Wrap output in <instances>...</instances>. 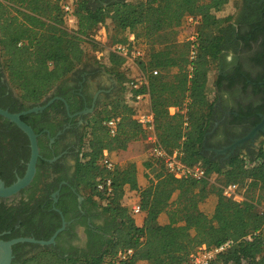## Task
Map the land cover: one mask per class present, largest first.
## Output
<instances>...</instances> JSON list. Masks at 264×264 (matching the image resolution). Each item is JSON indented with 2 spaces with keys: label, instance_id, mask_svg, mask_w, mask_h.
Returning <instances> with one entry per match:
<instances>
[{
  "label": "trees",
  "instance_id": "obj_1",
  "mask_svg": "<svg viewBox=\"0 0 264 264\" xmlns=\"http://www.w3.org/2000/svg\"><path fill=\"white\" fill-rule=\"evenodd\" d=\"M101 2L107 5L97 2L92 6L89 0H0V76H5L12 91L8 96L10 103L6 102L5 93H0V109L16 114L42 102L57 83L64 81L84 62L83 43L100 20L106 18L114 30L125 34L114 45L129 44L142 49L140 41L150 44L147 64L137 60V65L146 75L158 142L168 153L177 151L184 164L201 165L206 178L176 180L165 174L153 182L144 173L145 184L139 185L136 164L146 159V146L142 142L144 132L132 119L133 111L123 95L125 77L117 72L116 80L122 94L102 105L90 118L77 165L75 194L69 192L68 195L77 212L76 193L81 194L82 190L87 193L81 204L84 216L79 222L85 227V247L63 248L61 252L44 249L30 257H22L17 253L27 244H17L13 247L12 264H119L117 253L126 249H132L133 255L122 264H187L190 255L201 246L210 249L228 241L232 243L230 247L219 253L211 264H264V140L256 152L235 154L223 162L212 160L203 151L206 135L215 123L220 94L233 86L231 76L218 72L227 35L234 31L231 24L234 16L220 19L215 14L229 0ZM241 2L247 15L244 19L246 35L261 40L262 53L257 54L255 62L264 64V0H238L235 16ZM67 4L74 17L72 25L67 23L62 10ZM187 16L199 20L195 29L196 53L192 60L189 59L190 41L181 46L172 42L162 48L163 41L158 37L163 31L178 29ZM130 35L134 37L132 42ZM110 62L117 68L124 64V60L115 55H111ZM173 68L176 72L170 76L161 74ZM212 70L216 76L210 99L207 82ZM153 71H157V75H153ZM238 77L243 88L249 86L246 80L263 82L255 88H264V71L256 79L244 72ZM170 108H175L176 112L170 114ZM237 113L238 116H230L232 121L227 118L219 127L233 122L247 123L244 111L240 109ZM255 113L256 110L253 113L256 120L250 126L260 121ZM30 116H22L21 121L33 126L27 120ZM115 117L120 120L116 135L111 137L103 122ZM0 120L8 125L6 130L10 138L15 125L2 117ZM3 125L0 127L5 130ZM0 136L4 140L7 138L3 132ZM133 142L140 144L135 160H129L124 167L115 162L112 171L101 166L103 151L113 158L117 151H126ZM104 179L111 181L108 196L97 189ZM228 184L237 186L238 198L223 197L222 188ZM126 193H134L139 198L143 212L141 225L122 205ZM211 195L217 201L213 213L208 216L201 207ZM28 208V203L23 201L13 207L0 203V232L9 231L3 240L31 238L32 233L34 238H39L40 233L32 228L31 216H23ZM161 214L166 216V224L159 223ZM63 216L68 222L65 209ZM17 220L20 223L15 229ZM59 226V223L46 226L44 239ZM72 230L73 225L67 226L59 235L63 234V239L74 238ZM249 236L253 237L251 242L247 240Z\"/></svg>",
  "mask_w": 264,
  "mask_h": 264
},
{
  "label": "flooded vegetation",
  "instance_id": "obj_2",
  "mask_svg": "<svg viewBox=\"0 0 264 264\" xmlns=\"http://www.w3.org/2000/svg\"><path fill=\"white\" fill-rule=\"evenodd\" d=\"M97 2L102 6L107 5L101 0H89V4L96 5ZM243 8L241 2L231 23L234 31L227 35L218 72L231 76L233 86L230 91L220 94L215 123L204 141L203 151L206 156L218 162L228 160L235 154L250 155L257 151L259 144L264 140V130L257 131L252 135V131L260 124L264 116V88H255V85L262 86L263 82L254 83L246 80L249 86L243 88V83L238 77L240 72H244L252 79H256L264 71V64L255 62L257 54L262 53L261 40H254L252 36L246 35L247 26L244 19L247 15L244 13L246 9L243 10ZM246 38L251 39L247 41ZM0 74H2L1 67ZM11 92L5 76H0V93H5L7 103L11 101V98L8 97ZM120 92H122L121 86L115 78L105 74L101 68L84 66L73 71L64 81L57 83L42 102L19 112L24 113L39 108L36 112L22 115H31L27 120L33 125L29 127L37 136L39 156L31 182L11 197H0V203L9 207L17 206L22 201L28 203L29 208L23 216H31L32 228L34 232L38 231L40 234L38 239L34 238L33 233L30 236L37 241H48L62 227L63 220L65 221L63 209H65L69 217V221H65V229L67 226L73 225L72 234L75 237L63 239V234L59 235L63 232L61 231L59 236L55 237L54 243L47 246L19 243L27 245L22 247L17 256L30 257L44 249L61 252L63 248L85 247L87 241L85 227L79 224L84 216L81 204L85 201V197L80 192L76 193L77 212H75L73 202L68 195L69 192L75 194L77 165L81 157L82 140L90 118L100 106L119 97ZM1 99L2 96H0ZM250 106L251 108L248 110L247 107ZM240 109L246 114L243 118L247 123L233 122L219 127L227 118L232 121L230 117L232 114L238 116L237 112ZM255 110L260 121L254 126H250L256 120L253 114ZM1 124H4L3 120H0V126ZM7 127L8 125H3L5 130ZM5 130L0 127V132L7 136L5 140L0 136V181L4 187H9L25 175L31 151L27 136L16 126L15 129H12L10 138H8V131ZM250 135L252 137L247 138ZM244 138L247 139L243 141ZM8 143L11 146H8ZM4 146L7 147L6 150ZM225 148H231V151L228 150L225 154L214 152V150L222 151ZM79 197L82 198L81 201ZM101 221L102 218L96 222ZM19 223L20 220H17L14 225L15 229H18ZM51 223L53 225L59 223L60 226L49 238L44 239L45 228ZM87 223H89V219H87ZM79 229L82 230L84 239L81 238ZM8 234L9 231L0 232V239ZM13 247L12 261L15 258Z\"/></svg>",
  "mask_w": 264,
  "mask_h": 264
},
{
  "label": "built area",
  "instance_id": "obj_3",
  "mask_svg": "<svg viewBox=\"0 0 264 264\" xmlns=\"http://www.w3.org/2000/svg\"><path fill=\"white\" fill-rule=\"evenodd\" d=\"M62 10L65 19L68 24L74 23V17L71 15L72 9L70 5L62 6ZM187 26H190L193 30L199 23L198 18L193 16H187L185 18ZM134 40L133 35L129 36V41ZM196 33H192L188 39L191 44L189 59L192 60L196 53ZM111 51L118 57L124 60V64L119 68L118 73L123 74L125 77V91L124 99L126 104L132 109V119L140 125L144 135L142 142L146 146V162L149 163V171L146 173L153 182H156L163 175L172 176L176 180L190 179L201 180L206 178V171L201 165L188 166L184 164L180 159V154L177 151L172 153L166 152L159 144L155 134L153 114L150 105V95L147 91V81L144 75L141 73L137 77L129 76L126 70L129 66H133L136 60H142L145 56L142 49L130 47L129 44H115L112 46ZM153 75H157V71H153ZM145 88V90H143ZM170 114L176 112L175 108L169 109ZM119 118H111L103 122V126L106 128L109 136L114 137L117 133V125ZM100 164L107 171H112L116 165L112 158H109L107 151H103ZM215 175L211 177L213 181ZM97 189L104 192L105 196L111 193V181L104 179L98 184ZM237 186L235 184H228L222 188V195L225 199L238 198ZM122 205L128 210L129 214L133 218H139L142 216L141 205L139 198L134 193H126L122 199ZM252 236H249L247 240L251 242ZM264 242V241H263ZM231 242H225L224 244L215 247L207 248L201 246L196 252L190 255L187 264H211L215 257L224 252L230 247ZM133 255L132 249H126L117 253V261L122 264Z\"/></svg>",
  "mask_w": 264,
  "mask_h": 264
},
{
  "label": "rangeland",
  "instance_id": "obj_4",
  "mask_svg": "<svg viewBox=\"0 0 264 264\" xmlns=\"http://www.w3.org/2000/svg\"><path fill=\"white\" fill-rule=\"evenodd\" d=\"M126 1L132 2L134 0H126ZM237 3L238 0H229V3L221 11L215 13L216 16L220 19H225L227 17L232 18L234 16L232 18L233 20L235 18V13L237 10ZM61 4H63V1H61ZM90 5L93 6V4ZM195 29L196 27L193 28L192 30L190 26L186 25L185 20H183L182 25L178 29L176 28L174 30L161 32L160 36L158 37L159 40L163 41L162 48H166V46H170L172 42L177 46H181L183 43H186L188 41L192 33L195 34ZM124 35H125L124 33H119L118 31L114 30L113 26L111 25L108 19L106 18L101 19L96 29L91 33V35L88 38L85 39V43H83V48L85 50L84 62L78 68H83L84 66H91L95 68L98 67L101 68V70L105 74L111 76V78L117 79L116 73L120 69L114 66V64L110 62L111 55H115L111 51V48L115 42L122 40ZM140 42H141L142 50L145 54L142 61H144V63L147 64L151 52V46L147 42L146 43H144L143 41ZM137 64L138 63L136 60L133 66H129L127 68L126 73L129 76L137 77L138 74L141 73ZM174 72H176L175 68L162 71L161 74L170 76ZM215 76H216L215 70H212L208 74L207 94L210 99L213 98V81L215 79ZM121 94L122 92H120V96ZM101 107L102 106H100L99 109L96 111H99ZM139 152H140V144L138 142H133L128 145L126 151H117L112 159L118 163L117 164L118 166L124 167L127 163L130 162L129 160L131 161L135 160ZM140 173L141 172H138L139 175ZM81 194L82 196H85L87 193L86 191L82 190ZM211 197L216 198L214 195H211ZM79 234L81 238L84 239V234L80 229H79Z\"/></svg>",
  "mask_w": 264,
  "mask_h": 264
},
{
  "label": "water",
  "instance_id": "obj_5",
  "mask_svg": "<svg viewBox=\"0 0 264 264\" xmlns=\"http://www.w3.org/2000/svg\"><path fill=\"white\" fill-rule=\"evenodd\" d=\"M39 108H34L24 113H16L11 114L5 110L0 109V116L4 119L8 120L10 123L14 124L20 131H22L28 138L29 145H30V159L28 162L27 170L23 178L18 179L16 183L12 184L9 187H4L3 183L0 181V197H11L18 193L21 189L25 188L32 180L35 172V165L38 154V146H37V136L24 122L21 121L20 117L29 112H36ZM264 130V116L259 125H257L254 130L252 131V135L255 134L257 131ZM252 135L248 136L252 137ZM247 138H244L245 141ZM228 150L231 151V148H225L222 151H215L216 154H225ZM81 197L79 200L81 201ZM65 221L63 220L62 227L59 228L53 236L48 241H37L33 238H16L9 241H4L0 239V264H11L13 255H12V247L19 243H31V244H38L41 246H47L54 243L55 237L65 229Z\"/></svg>",
  "mask_w": 264,
  "mask_h": 264
},
{
  "label": "crops",
  "instance_id": "obj_6",
  "mask_svg": "<svg viewBox=\"0 0 264 264\" xmlns=\"http://www.w3.org/2000/svg\"><path fill=\"white\" fill-rule=\"evenodd\" d=\"M136 167H137V181H138L139 185H144L145 182L143 180V174L148 173V171H149L148 167H150L149 163L146 162V159H144L143 161H138L136 164ZM138 172H141L140 175L138 174ZM216 201H217V199L214 197L210 196L209 198H207L205 200V202L202 204V207H201L202 211H204V213L206 215L211 216V214L213 213V210L215 208ZM142 219H143V216L136 219V222L138 225H141ZM158 221L160 224H166V222H167L166 216L164 214H161L158 218Z\"/></svg>",
  "mask_w": 264,
  "mask_h": 264
}]
</instances>
